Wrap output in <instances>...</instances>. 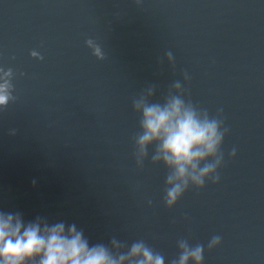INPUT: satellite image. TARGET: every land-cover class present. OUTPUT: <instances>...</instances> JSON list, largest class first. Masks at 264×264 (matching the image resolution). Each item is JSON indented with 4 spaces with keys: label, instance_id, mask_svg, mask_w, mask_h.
<instances>
[{
    "label": "water",
    "instance_id": "1",
    "mask_svg": "<svg viewBox=\"0 0 264 264\" xmlns=\"http://www.w3.org/2000/svg\"><path fill=\"white\" fill-rule=\"evenodd\" d=\"M0 69V212L113 255L264 264V0H0ZM173 98L223 135L202 186L139 142L136 105Z\"/></svg>",
    "mask_w": 264,
    "mask_h": 264
},
{
    "label": "clouds",
    "instance_id": "2",
    "mask_svg": "<svg viewBox=\"0 0 264 264\" xmlns=\"http://www.w3.org/2000/svg\"><path fill=\"white\" fill-rule=\"evenodd\" d=\"M10 75L11 70L0 69V106L10 99ZM136 108L142 111L141 147L158 142L164 161L175 166L176 177L183 180L190 176L202 186V178L212 172L215 165L200 168L199 162L215 156L223 141L218 122L207 117L201 119L179 98L171 99L164 106L138 103ZM173 179L170 177L169 183H173ZM180 194L181 185L176 183L167 193L168 204L175 203ZM215 242L218 238H213ZM112 244L114 248L120 247L115 240ZM182 247L179 264H188L189 259L202 264L201 247ZM0 264H164V259L143 242L132 244L126 253L113 255L104 245L90 246L75 224L66 227L63 222L50 225L39 220L26 223L18 214L0 212Z\"/></svg>",
    "mask_w": 264,
    "mask_h": 264
}]
</instances>
